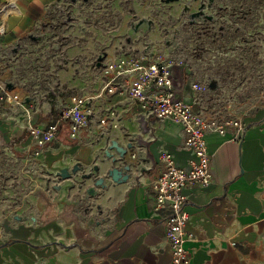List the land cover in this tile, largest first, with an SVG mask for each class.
<instances>
[{
    "label": "crops",
    "instance_id": "crops-1",
    "mask_svg": "<svg viewBox=\"0 0 264 264\" xmlns=\"http://www.w3.org/2000/svg\"><path fill=\"white\" fill-rule=\"evenodd\" d=\"M65 1L0 0V45L20 46ZM177 64L179 96L192 102L200 90L186 65ZM130 82L125 78L122 86ZM96 91L80 138L63 129L66 139L60 134L43 148L40 157L61 179L39 192L37 217L6 220L0 264H172L168 209L156 210L153 183L163 150L182 167L196 156L181 146L180 124L158 119L127 91ZM110 107L118 110L117 128L100 122ZM58 113L50 103L34 124L46 125ZM241 120L237 139L233 128L206 135L213 180L185 189L191 264H264V108ZM30 141L28 131L17 144L29 150Z\"/></svg>",
    "mask_w": 264,
    "mask_h": 264
},
{
    "label": "rangeland",
    "instance_id": "rangeland-1",
    "mask_svg": "<svg viewBox=\"0 0 264 264\" xmlns=\"http://www.w3.org/2000/svg\"><path fill=\"white\" fill-rule=\"evenodd\" d=\"M30 36L17 51L0 45V80L28 108L0 98V238L6 220L37 217L39 192L61 179L17 140L50 103L96 93L101 60L172 61L175 74L183 63L202 85L196 108L219 119L264 108V0H66Z\"/></svg>",
    "mask_w": 264,
    "mask_h": 264
},
{
    "label": "built area",
    "instance_id": "built-area-1",
    "mask_svg": "<svg viewBox=\"0 0 264 264\" xmlns=\"http://www.w3.org/2000/svg\"><path fill=\"white\" fill-rule=\"evenodd\" d=\"M19 47L18 44L13 46V51H17ZM99 64L102 69L100 94H122L127 91L142 109L150 111L158 119L180 124L183 131L181 146L196 156L189 167H182L176 163L171 152L163 150L160 154L162 169L153 183L156 210L168 209L165 219L166 236L172 250V264H191L190 251L186 246V225L190 214L186 209L185 189L195 185L204 187L213 180L206 135L214 131L225 134L233 128L236 131L234 139H237L243 131V122L240 118L219 119L202 113L196 108L197 96L192 102L181 98V82L174 77L172 61H146L122 55L101 60ZM125 78L131 82L123 87ZM192 87L195 91L202 89V85L195 81L192 82ZM0 95L1 99L10 104L20 105L28 110L21 94L9 81L0 80ZM94 101V94L73 95L50 123L30 124L28 131L31 153L40 155L43 148L53 142L63 129L67 130L70 138H80L94 113ZM119 121L118 110L114 107L108 108L100 119L102 124L113 128L119 127ZM132 156L136 158L135 153Z\"/></svg>",
    "mask_w": 264,
    "mask_h": 264
},
{
    "label": "water",
    "instance_id": "water-1",
    "mask_svg": "<svg viewBox=\"0 0 264 264\" xmlns=\"http://www.w3.org/2000/svg\"><path fill=\"white\" fill-rule=\"evenodd\" d=\"M119 177H120V174H119L118 170L115 169V170H114V179H115V180H118Z\"/></svg>",
    "mask_w": 264,
    "mask_h": 264
},
{
    "label": "trees",
    "instance_id": "trees-1",
    "mask_svg": "<svg viewBox=\"0 0 264 264\" xmlns=\"http://www.w3.org/2000/svg\"><path fill=\"white\" fill-rule=\"evenodd\" d=\"M68 101V100H67ZM67 103V102H66ZM65 103V104H66ZM61 109V108H60ZM60 109H59V111H60ZM54 110V108L52 109V111ZM61 137H64V139H66V136H65V132H63L62 134H61Z\"/></svg>",
    "mask_w": 264,
    "mask_h": 264
}]
</instances>
